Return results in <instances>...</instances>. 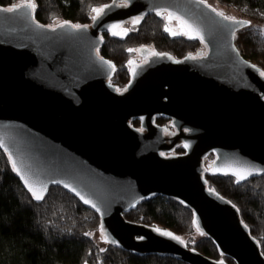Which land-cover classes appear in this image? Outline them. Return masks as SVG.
Returning <instances> with one entry per match:
<instances>
[{
  "label": "water",
  "instance_id": "obj_1",
  "mask_svg": "<svg viewBox=\"0 0 264 264\" xmlns=\"http://www.w3.org/2000/svg\"><path fill=\"white\" fill-rule=\"evenodd\" d=\"M27 3L11 12L0 6V149L25 178L47 188L69 183L99 208L66 189L98 214L107 242L125 252L228 264L177 235L124 218L141 201L161 195L189 207L197 228L234 264H264L237 208L204 178L230 167L252 169L247 179L264 175V71L234 40L249 23L224 21L201 0H112L77 29L70 22H37L32 9L18 7ZM152 13L186 21L205 52L179 60L149 54L130 65L131 79L118 91L110 82L114 65L97 51L102 34ZM159 117L174 130L156 124ZM180 144L185 151L174 153ZM210 153L215 158L206 171Z\"/></svg>",
  "mask_w": 264,
  "mask_h": 264
},
{
  "label": "trees",
  "instance_id": "obj_2",
  "mask_svg": "<svg viewBox=\"0 0 264 264\" xmlns=\"http://www.w3.org/2000/svg\"><path fill=\"white\" fill-rule=\"evenodd\" d=\"M111 1L34 0V18L48 26L55 20L89 25L95 15L92 9ZM215 1L239 10L244 18L264 23V0ZM18 3L21 1L0 0L3 7ZM165 21H170L166 13H152L139 19L135 25L132 21L126 22L123 26L129 29L127 35L102 34L103 42L97 51L114 65L110 77L114 83L124 87L131 79L128 63L133 52L129 49L148 45L159 54L179 60L195 51L196 47L203 46L198 38L190 39L186 35L172 37L165 31ZM171 21L176 24L174 19ZM234 38L237 45L244 43L241 49L243 56L264 71V27H244L235 33ZM155 123L164 126L170 122L159 117ZM131 124L140 127L139 121ZM166 129L174 130L170 124ZM175 151L181 154L185 149L180 144ZM208 156L215 157L213 153ZM205 180L209 189L237 208L240 219L264 255V175L237 183L232 175L207 173ZM124 218L177 236L198 232L201 236L193 243H185L189 248L212 259L234 264L232 259L218 252L210 238L202 234L193 223L192 210L177 199L150 196L125 213ZM100 226L98 214L62 186L50 185L44 199L34 200L12 170L7 153L0 149V264H186L169 257L125 252L108 242L101 251L89 236L90 231Z\"/></svg>",
  "mask_w": 264,
  "mask_h": 264
},
{
  "label": "snow or ice",
  "instance_id": "obj_3",
  "mask_svg": "<svg viewBox=\"0 0 264 264\" xmlns=\"http://www.w3.org/2000/svg\"><path fill=\"white\" fill-rule=\"evenodd\" d=\"M201 2H203V0H201ZM18 7H27L32 9L33 11L35 10V3L34 0H28V3L25 5H20ZM108 6H105V8ZM105 8H93L92 12L95 13V15H93L92 19L95 21L104 11ZM14 8H8L7 11L11 12L14 11ZM212 11L216 12V15L219 17H222V19L224 21H228L233 25H240V26H245L247 25L249 22L248 21H240L237 20L235 17L232 16H228L226 15L224 12L219 11L217 12L216 9H212ZM157 15H160V13H157ZM168 19L171 20H175L176 21V31H173L172 29H170L169 27H165V31L169 32L171 35H186L188 36L190 39H196V38H200L199 37V33L190 25L188 24L186 21L182 20L180 17L178 16H173V14L169 13L168 14ZM133 25L139 23V18L133 20L131 22ZM64 25L61 24L59 25V27H63ZM73 28H80V25H72ZM114 29H121L122 31H115ZM108 31L113 35V36H117V35H127L129 29L124 27L123 25L120 24H112L109 26ZM195 33V34H193ZM129 51H132L131 49H129ZM153 55H156L155 53H153ZM129 63H132L131 61ZM261 76H264V73H260ZM0 148H5V145L3 143L2 140H0ZM6 150V149H5ZM7 151V150H6ZM9 159V163L11 165L12 170L20 176V179L24 182L25 187L27 188L28 192L31 194L32 198L36 201H40L42 199H44V195L45 192H47L48 188H47V184L44 183H37V184H33L29 181V179L25 178V176L22 174V170L20 167H18V164L16 162V160L13 159L12 155L8 156ZM224 175H232L236 178V182L239 183L241 181H244L248 178V176L253 174V170L247 167H239V168H229L226 171H223ZM52 183L55 184H60L61 181L59 180H53ZM63 187L65 189H68L69 191L73 192L77 197H79V199L86 205H91V207L96 208L97 211H99V208H97V206L95 204H93L89 199L85 198V196H83L80 192L76 191L74 188H72L70 186L69 183H64ZM38 188L40 190H38ZM193 223L195 224L196 221L194 220ZM157 231H159L157 229ZM100 233H101V238L105 240V242L108 241L107 236L105 235V230L103 229V227L101 226L100 228ZM163 235L169 236L171 237L172 234L171 233H167L164 232L162 233ZM87 235V233H86ZM174 239L179 240V237H172ZM101 251H103V249H101Z\"/></svg>",
  "mask_w": 264,
  "mask_h": 264
},
{
  "label": "rangeland",
  "instance_id": "obj_4",
  "mask_svg": "<svg viewBox=\"0 0 264 264\" xmlns=\"http://www.w3.org/2000/svg\"><path fill=\"white\" fill-rule=\"evenodd\" d=\"M20 1L22 2L24 0H20ZM203 1L206 2V4H208L212 9L213 8L216 9L217 12L222 11L226 15L235 17L236 19H242L243 18V19L249 20V27L250 28L251 27H253V28L264 27L263 22L252 20V19L247 18V17L244 18V16L241 14V12L235 8L222 5L215 0H203ZM166 18L167 17H164V19H166ZM58 22L60 23L59 20H55L54 24H57ZM166 26L169 27L170 29H172L173 31L177 30L176 24L174 23V21H165V27ZM171 36L172 37H179V36H185V35H175V36L171 35ZM234 40H235V38H234ZM241 42L243 43L242 39H241ZM235 45L238 47V49L240 50V52L242 54L241 49H242V47L244 48V46H243L244 43L242 45H241V43H239V45H237L235 43ZM132 52L133 53H132V56H131L129 62L131 61L132 63H140L144 57H147L149 54H153L155 52V50L152 46L143 45V46H138V47L133 48ZM203 52H205L204 47L200 45V46L196 47L195 51L189 52L188 55H196V54L203 53ZM132 63H128V64L131 65ZM110 82L117 86L116 88L118 91L123 90L126 87V85L128 84L127 83L124 87L117 85L116 83L113 82V80L111 78H110ZM169 124L170 123H166V124H164V126L166 125V127H167V125L169 126ZM214 158H211L207 155L206 158L203 160V166L206 168V171H209L210 164L213 162ZM205 175H206V173H204V178H205ZM100 227L96 228L95 230L90 231L89 236L99 246L100 249H104L107 246V243L105 242L104 239L101 238ZM199 236H201V235H199L198 232H193L189 236H184V237L179 236V237L184 241V243L189 244V243H193Z\"/></svg>",
  "mask_w": 264,
  "mask_h": 264
},
{
  "label": "flooded vegetation",
  "instance_id": "obj_5",
  "mask_svg": "<svg viewBox=\"0 0 264 264\" xmlns=\"http://www.w3.org/2000/svg\"><path fill=\"white\" fill-rule=\"evenodd\" d=\"M142 61H143V59H142ZM210 169V168H209Z\"/></svg>",
  "mask_w": 264,
  "mask_h": 264
}]
</instances>
